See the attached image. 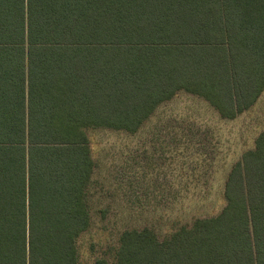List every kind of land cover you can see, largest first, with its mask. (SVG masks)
I'll use <instances>...</instances> for the list:
<instances>
[{"label": "trees", "instance_id": "obj_1", "mask_svg": "<svg viewBox=\"0 0 264 264\" xmlns=\"http://www.w3.org/2000/svg\"><path fill=\"white\" fill-rule=\"evenodd\" d=\"M181 92L226 120L257 103L264 0H0V264H78L89 132L135 135ZM224 197L164 240L123 232L114 264H264V134Z\"/></svg>", "mask_w": 264, "mask_h": 264}, {"label": "rangeland", "instance_id": "obj_2", "mask_svg": "<svg viewBox=\"0 0 264 264\" xmlns=\"http://www.w3.org/2000/svg\"><path fill=\"white\" fill-rule=\"evenodd\" d=\"M262 134L264 92L235 120L181 92L135 135L91 130V227L77 240L78 264H114L127 230L150 228L164 240L197 219L219 215L232 168Z\"/></svg>", "mask_w": 264, "mask_h": 264}]
</instances>
